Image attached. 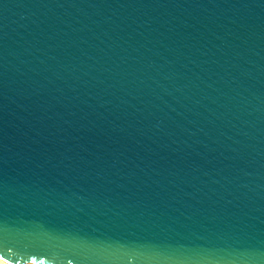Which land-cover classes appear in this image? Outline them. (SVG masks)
<instances>
[{"label":"water","instance_id":"obj_1","mask_svg":"<svg viewBox=\"0 0 264 264\" xmlns=\"http://www.w3.org/2000/svg\"><path fill=\"white\" fill-rule=\"evenodd\" d=\"M0 258L264 264V0H0Z\"/></svg>","mask_w":264,"mask_h":264},{"label":"bare ground","instance_id":"obj_2","mask_svg":"<svg viewBox=\"0 0 264 264\" xmlns=\"http://www.w3.org/2000/svg\"><path fill=\"white\" fill-rule=\"evenodd\" d=\"M0 264H11V263L7 262L3 258H0ZM25 264H34V263L33 262H28V263H25Z\"/></svg>","mask_w":264,"mask_h":264}]
</instances>
